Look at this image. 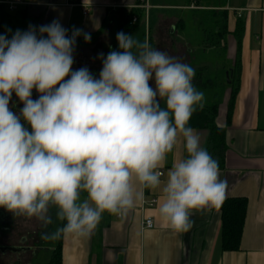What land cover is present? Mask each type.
<instances>
[{"label": "clouds", "instance_id": "obj_1", "mask_svg": "<svg viewBox=\"0 0 264 264\" xmlns=\"http://www.w3.org/2000/svg\"><path fill=\"white\" fill-rule=\"evenodd\" d=\"M38 32L39 38L29 26L10 40L0 35V207L47 227L55 206L56 218L66 223L42 235L55 240L90 235L105 212L127 215L141 198L136 183L161 189L159 216L176 232L192 227L193 210L221 204L227 182L188 126L196 107L204 106L193 67L147 39L118 32L122 51L101 53L103 67L94 79L86 67L72 71L81 29L69 37L54 20ZM83 36L90 41V34ZM13 92L31 132L9 108ZM179 138L187 156L162 182L159 169Z\"/></svg>", "mask_w": 264, "mask_h": 264}, {"label": "crops", "instance_id": "obj_2", "mask_svg": "<svg viewBox=\"0 0 264 264\" xmlns=\"http://www.w3.org/2000/svg\"><path fill=\"white\" fill-rule=\"evenodd\" d=\"M8 1L10 0H0L5 7L3 15L11 12L5 5ZM26 2L27 4L19 6L13 12H18L23 20H32L30 23L37 29L38 38L39 27L56 20L68 30L69 37L74 29H81V35L76 38L80 42L85 41L83 33H88L91 36L90 41L95 45H108L110 35L114 33L117 36L119 18L123 12L121 10L134 8L140 1ZM149 3L150 9L153 7L156 11L168 6L156 1L151 3V0ZM221 3L216 6L217 9L223 6V10H227L228 54L233 49L232 54H229L232 67L228 72L234 80L237 93L228 119L231 92L228 87L225 101L220 105L216 118L217 125L225 129L226 145L222 161L218 165L220 179L227 182L224 198L247 199L240 248L235 251L223 249L220 205L193 210L190 215L192 227L186 232H176L159 216L161 189L145 188L136 183L135 188L141 198L127 215L121 217L105 212L90 235H61L58 243L62 246V264H264V0H227L226 3ZM169 6L193 11L209 8V4L205 5L197 0H185L183 4ZM150 9L145 18L146 39L149 43L156 41L155 35L160 31L162 17L173 18L156 12L158 17L152 26ZM238 22L243 25L239 43L235 36ZM174 31L173 25L170 33ZM237 54L240 69L234 73L233 65ZM194 130L200 136L201 147L217 160L214 152L209 151V130ZM186 156L183 139L179 138L163 167L159 169L162 171V182L166 180L173 163ZM84 198L86 195L81 196V199ZM152 198L157 199L153 207L148 205ZM148 217L154 220L152 228L144 226ZM63 226L60 225V228Z\"/></svg>", "mask_w": 264, "mask_h": 264}, {"label": "rangeland", "instance_id": "obj_3", "mask_svg": "<svg viewBox=\"0 0 264 264\" xmlns=\"http://www.w3.org/2000/svg\"><path fill=\"white\" fill-rule=\"evenodd\" d=\"M155 1L161 2V4L165 3L168 6H164V9L159 11H156L153 7L150 9L149 15L152 26L156 22L155 18L158 17L156 12L173 18L169 19L162 17V21L160 22V31L158 34L156 33L155 36H157V39L155 42H151V47L164 52L171 57L178 58L182 63L188 64L194 68L195 76L192 83L198 92H202L204 94V99L202 101L204 106H209L218 102L221 105L223 101H225V92L228 90L231 79L233 80V78L229 75L228 79L230 80V83H228L226 76V73L232 67V61L229 58L230 53L228 54V41L226 38L225 47H216L212 45L217 41L220 27H222L219 16L216 18V20L219 21V26L214 24V19L212 17L206 21L205 24H203L202 21L204 20L205 15L208 16L211 12H213V10H215L218 15L221 14L223 6H220L217 9L216 5L222 4V1L223 3H226L227 0H200V2L205 5L209 4V8L203 11H193L185 8L175 9L174 7L169 6L183 4L185 0H151V3ZM134 8L139 9V7ZM10 13L14 18L13 21L15 27L9 34L4 35L9 40L17 30L26 32L29 30V26H33V24L30 23L32 20H23L19 16L18 12ZM145 18L141 21V23H139L132 36L134 40H138L141 43L146 39ZM173 25L175 26V31L171 34L170 31ZM113 34L109 37L110 39L108 45H95L92 41L80 42L76 39L73 51L74 62L72 65V71L86 67L94 79H99L100 72L103 67V58H106L110 51H122L119 49L118 41ZM171 40H174V42L172 43ZM131 51L136 54L138 50L133 47ZM230 51L232 54L233 49H230ZM101 53L103 54V58L100 57ZM235 60L233 67H236ZM68 78L70 77H66L65 79ZM228 97H226V99ZM23 106V102H21L15 92H13L11 100L9 101L10 110L20 116V111ZM161 107H164L163 101H161ZM197 107L199 108V106ZM56 213V207L50 206L49 215H51L53 223L47 227H44L42 222L36 217L17 215L18 229H21L22 231L23 228L25 229L26 225V229L32 230L34 235L39 231L40 242L38 244L41 245L43 249H41V251L37 254L35 262L38 261V264H47L51 260L53 250L58 243V239L52 240L42 238L44 233H53L57 230V228H60L61 220L56 218Z\"/></svg>", "mask_w": 264, "mask_h": 264}, {"label": "trees", "instance_id": "obj_4", "mask_svg": "<svg viewBox=\"0 0 264 264\" xmlns=\"http://www.w3.org/2000/svg\"><path fill=\"white\" fill-rule=\"evenodd\" d=\"M200 1V0H197ZM209 1V0H208ZM5 7L0 3V35L9 34L14 28L13 18L10 13L3 15V10ZM123 11L119 18L118 32H124L127 35L133 36L139 23L145 18V10L142 8H131L129 10ZM220 17V22L222 27H220L218 39L213 46L225 47L226 38L228 36V16L227 10H223L221 14L213 10L208 16L205 15L203 24L206 23L211 17L214 19V24L219 26L216 20ZM136 17V21L133 18ZM243 32V25L238 22L235 29V36L238 39V43L241 39ZM218 33V32H217ZM151 45V42H150ZM239 53V48L237 50ZM235 66L233 67V72H237L240 69L238 54L235 60ZM231 88L230 97L228 100V119L231 116V111L234 105L237 88L234 86V81L231 79L229 84ZM220 103H213L209 106H204L202 109L196 107L193 112L188 126L194 129H207L209 130V151L214 152L217 157L218 164L221 163V159L225 153V129L218 126L216 123V118L218 116ZM22 123V122H21ZM24 126V123H22ZM86 193H82L81 196H85ZM220 209L222 213V237H223V249L226 251H235L240 248L242 233L244 229L245 216L247 212V199L245 197H228L224 198L220 204ZM66 222L61 221L60 225L63 226ZM62 246L58 243L56 248L53 250V254L49 264H62Z\"/></svg>", "mask_w": 264, "mask_h": 264}, {"label": "flooded vegetation", "instance_id": "obj_5", "mask_svg": "<svg viewBox=\"0 0 264 264\" xmlns=\"http://www.w3.org/2000/svg\"><path fill=\"white\" fill-rule=\"evenodd\" d=\"M24 127L31 132V126L20 117ZM16 213L0 207V264H38V252L43 249L39 231L34 235L32 230L18 229ZM22 228V227H20ZM49 264V262L47 263Z\"/></svg>", "mask_w": 264, "mask_h": 264}, {"label": "built area", "instance_id": "obj_6", "mask_svg": "<svg viewBox=\"0 0 264 264\" xmlns=\"http://www.w3.org/2000/svg\"><path fill=\"white\" fill-rule=\"evenodd\" d=\"M139 4L135 7H139L145 10V13H147L150 9V3L149 0H139ZM27 4L26 0H10L5 3L6 7L8 8L9 11L13 12L18 9L19 6ZM133 21H136V17L133 18ZM162 173V171H161ZM157 203L156 198H152L148 205L153 207ZM144 226L146 228H152L154 226V220L152 217H148L144 221Z\"/></svg>", "mask_w": 264, "mask_h": 264}, {"label": "water", "instance_id": "obj_7", "mask_svg": "<svg viewBox=\"0 0 264 264\" xmlns=\"http://www.w3.org/2000/svg\"><path fill=\"white\" fill-rule=\"evenodd\" d=\"M226 76H227V79H228V77H229V72L226 73ZM228 83H230V80H229V79H228ZM39 95H40V93L37 92L36 89H33V90H32V97H31V98H32L33 100L38 99Z\"/></svg>", "mask_w": 264, "mask_h": 264}]
</instances>
